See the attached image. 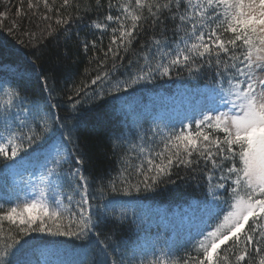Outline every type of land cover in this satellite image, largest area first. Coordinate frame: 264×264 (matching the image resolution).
Returning <instances> with one entry per match:
<instances>
[{"label": "snow or ice", "instance_id": "6c2138e0", "mask_svg": "<svg viewBox=\"0 0 264 264\" xmlns=\"http://www.w3.org/2000/svg\"><path fill=\"white\" fill-rule=\"evenodd\" d=\"M17 14L29 26L12 21L9 32L37 59L61 37L102 56L90 58L95 75L73 80L60 99L48 78L46 96L27 95L18 82L28 73L0 64L10 74L0 79V173L13 178L0 183V264H264V0H29ZM79 23L82 39L72 30ZM181 73L204 81L193 114L146 130L136 117L133 139L112 137L115 175L86 174L84 106L122 101L139 85ZM181 179L203 191L192 209L205 227L158 250L139 235L118 239L137 223L135 196ZM34 234L79 242L80 251L52 261V250L40 249L33 259Z\"/></svg>", "mask_w": 264, "mask_h": 264}, {"label": "trees", "instance_id": "16d2710c", "mask_svg": "<svg viewBox=\"0 0 264 264\" xmlns=\"http://www.w3.org/2000/svg\"><path fill=\"white\" fill-rule=\"evenodd\" d=\"M0 0V64L15 66L12 71L28 73V78L19 81V85L29 96L47 95V91L41 93L42 83L45 78L49 83L55 82L57 87L56 98L63 95L60 89L71 88L72 81H79L94 67L90 63L92 56H102L99 51H89L85 54L78 47V41L74 38L66 44L63 37L59 42L53 41L43 52L37 53L40 59L32 55L34 48L23 47L15 35L10 34L9 24L12 21L29 26V18L18 15L17 9L27 12L29 0ZM35 22L37 18L31 17ZM73 32H78L82 39L87 30L84 23L73 26ZM99 42V34L97 35ZM108 44L107 36L104 37L101 47ZM105 50L106 47H105ZM35 61V65H33ZM33 67L35 71L33 72ZM95 75L94 72H91ZM54 78V80L52 79ZM0 79H10L9 69L0 71ZM204 81L189 78L187 73H181L179 78L173 74V78H161L151 83L142 84L127 94L126 99L114 101L106 97L103 101H96L92 106L85 105L80 112L79 140L87 152L86 174L104 175L106 173L115 175L114 168H118L117 158L111 149L112 137L123 133L129 140L132 138V131L136 129L134 120L139 117L142 120L143 128L146 130L152 126L154 118L159 113L185 106V101L192 95L195 99L203 88ZM183 103V104H181ZM60 115L65 107L63 101L60 103ZM134 113L135 116L126 115ZM181 119V118H180ZM179 120V119H178ZM166 120L160 121L162 124ZM136 142V141H134ZM127 141H125V146ZM2 167V165H0ZM11 185L10 178L0 173V183ZM195 181L178 180L176 184L162 185L156 192L142 193L135 196V207L137 209V223L123 229L118 239L135 241L137 235L140 243L151 242V247L158 246L167 240L169 244L176 241L175 225L179 220L186 223L202 222L198 216L193 215L192 205L196 199H203V191L194 187ZM119 199H130L120 197ZM143 217L141 220L140 218ZM205 218V217H204ZM251 222V221H250ZM167 224L168 228L163 226ZM159 225V227H158ZM110 225L106 230L110 229ZM164 233L162 240H157V233ZM39 241L33 259L39 257L40 249L58 248L69 254L68 260L74 259L75 253L80 251L79 242L64 237L53 238L46 235L34 234ZM188 241V240H187ZM184 241L183 243H187ZM181 243V244H183ZM180 245V244H179ZM177 245V246H179ZM223 247V246H222ZM153 259V257L151 256ZM149 260H151L148 257Z\"/></svg>", "mask_w": 264, "mask_h": 264}, {"label": "rangeland", "instance_id": "374dc122", "mask_svg": "<svg viewBox=\"0 0 264 264\" xmlns=\"http://www.w3.org/2000/svg\"><path fill=\"white\" fill-rule=\"evenodd\" d=\"M194 98H195L194 95L190 96L188 98L189 100L185 101L186 102L185 106L168 110L165 113H162V111L164 110L163 109L161 113L156 115L154 120H156L157 122L166 120L163 123H176L178 122V119L183 118L185 115H189V116L192 115L194 109ZM8 177L10 178V182L12 184L13 178L11 176ZM16 179L18 180L19 178L17 177ZM204 220H207V218L205 217ZM214 223H216L215 220L207 222L209 227L211 226V224ZM197 227H205V223L199 221H195L194 223H186L183 220H179L178 223L175 225V234L178 236V239L174 241L176 245H179L184 241L189 240L190 236H194L196 234ZM142 244L145 247L151 249L150 248L151 242H144ZM51 250H52L51 253L46 256L47 259L52 261L68 260L69 254H66L62 249L51 248ZM38 256L40 257V252L38 253ZM149 258L152 259L151 256H149Z\"/></svg>", "mask_w": 264, "mask_h": 264}]
</instances>
